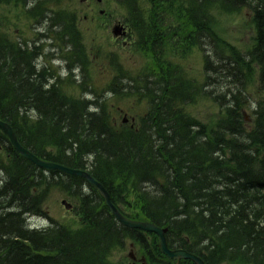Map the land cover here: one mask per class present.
<instances>
[{
	"label": "trees",
	"instance_id": "obj_1",
	"mask_svg": "<svg viewBox=\"0 0 264 264\" xmlns=\"http://www.w3.org/2000/svg\"><path fill=\"white\" fill-rule=\"evenodd\" d=\"M118 3L125 10L124 23L135 34V47L147 58V69L138 74L140 82L133 88L137 99L145 97L148 108L135 126L115 124L102 102L74 100L61 92L57 81L48 86L45 67L35 68V49H23L2 33L0 119L38 157L88 169L127 217L167 227L170 248L193 252L206 264H264V99L246 129L238 94L228 90L206 95L221 102L223 112L214 123L204 124L185 110L198 88L175 71L171 60L188 53L202 37L220 49L221 67L238 72L242 81L249 80V68L257 64L264 90V0ZM36 8L37 3L31 9ZM213 8L252 12L255 44L247 56L217 36ZM172 14L177 26L167 22ZM58 15L44 19L54 26L58 17L56 33L67 35L76 46L81 41L76 16ZM172 33L188 41L175 43ZM204 57L207 71L210 55ZM74 58L84 65L82 51ZM153 63L164 67L156 78L148 71ZM0 145L8 156L6 162V155L0 157V264H112L113 250L127 240L138 245L146 264H175L162 254L154 234L121 225L84 179L29 163L2 131ZM52 191L77 201V223L52 218L45 228H30L27 216H45L43 203Z\"/></svg>",
	"mask_w": 264,
	"mask_h": 264
},
{
	"label": "rangeland",
	"instance_id": "obj_2",
	"mask_svg": "<svg viewBox=\"0 0 264 264\" xmlns=\"http://www.w3.org/2000/svg\"><path fill=\"white\" fill-rule=\"evenodd\" d=\"M32 1L23 0V3L19 4V0H0V33L13 43L21 45L23 49L27 46L35 49V52H41L34 61L35 68L39 70L45 67L49 77H56L64 94L74 100L101 101L111 120L118 124L125 118L128 119V125L136 122L140 115L145 113L148 104L145 97L141 101L135 100L138 93L133 85L140 82L141 77H138V74L143 71V67L147 69V58L125 47L128 45L114 36L113 27L118 23L123 25L120 7L116 5L115 0H37L36 10L31 9ZM212 11L216 23L213 28L217 36L235 46L237 51L248 49L255 32L250 11L241 9L228 14L221 13L216 8ZM59 12L77 13L75 16L79 22L77 27L81 33V41L76 46L69 43L70 37L67 39V35L61 36L55 32L60 30L58 17L55 19V24L58 25L55 26H51L49 21H43L49 14L57 16ZM158 14L164 15V12L159 11ZM173 14L167 16V22L177 26L178 21L172 17ZM50 31L54 33L51 34ZM53 35L60 37L57 42ZM170 37L178 44L180 40H185L178 33H172ZM40 42L41 44L34 48V45ZM65 43L72 48L68 50L64 46ZM207 45L208 47L200 46L203 51L194 47L188 53L177 54L171 59L178 67L175 71L180 73L185 81L192 82L198 88L195 99L186 104L185 110L202 123H211L221 115V102L218 103L214 98L211 100L206 95L219 96L228 90L234 93L238 85H233L230 81L240 79L238 72L232 74L221 67L220 50L209 51L211 48ZM220 48L223 49V45ZM78 51L87 55L84 65L74 58V53ZM205 55H210V66L206 72ZM223 57L228 58L224 54ZM162 64L170 66L163 61ZM149 67L151 68H148V71L156 75H160L164 69L156 64ZM50 82L48 79L47 85ZM248 82L244 93L250 100L246 107V114L250 115L253 103L263 99V93L258 89L257 74L253 73ZM88 107L93 109L90 103ZM29 117L35 118L32 113H29ZM249 124L245 122V126H250ZM4 160H8L7 155ZM0 174L3 175V172ZM45 175L50 177L47 172ZM75 202L77 201L68 198L63 192L52 191L43 203L44 208L48 210L43 216L44 219L31 218L30 223L42 226L54 218L59 223L72 225L77 220L74 213ZM142 256L138 245L132 240H127L123 246L113 250L110 260L112 264H141Z\"/></svg>",
	"mask_w": 264,
	"mask_h": 264
},
{
	"label": "water",
	"instance_id": "obj_3",
	"mask_svg": "<svg viewBox=\"0 0 264 264\" xmlns=\"http://www.w3.org/2000/svg\"><path fill=\"white\" fill-rule=\"evenodd\" d=\"M0 128L8 136L12 146L19 152V154L25 159L29 160L34 165H36L37 167L45 170H58L68 175H73L85 179V181L88 184L94 186L98 193L103 197L104 204L109 208L110 213L115 216L116 220L120 224L128 228L139 229L145 232L154 233L158 237V247L160 248L162 253L166 255L169 259H173L176 261H179L181 259H187L191 260L194 264H205L203 258L195 253L189 252L185 249L169 248L165 238V232L167 231V228H163L153 222L133 220L124 216L111 202L110 196L104 186L98 180H96L95 177H93L88 171L79 168L68 167L53 161L40 159L33 153H31L29 150H27L19 142L16 133L9 124L0 120Z\"/></svg>",
	"mask_w": 264,
	"mask_h": 264
},
{
	"label": "bare ground",
	"instance_id": "obj_4",
	"mask_svg": "<svg viewBox=\"0 0 264 264\" xmlns=\"http://www.w3.org/2000/svg\"><path fill=\"white\" fill-rule=\"evenodd\" d=\"M1 121H4V120H2V119H0ZM4 122H6V121H4ZM7 124H9L8 122H6ZM10 125V124H9ZM11 126V125H10ZM11 128H12V126H11ZM13 129V128H12ZM14 130V129H13ZM0 131H2L3 133H4V131L0 128ZM15 132V131H14ZM5 134V133H4ZM6 135V134H5ZM6 137H7V139H8V141H9V144L11 145V147L18 153V155L20 156V157H22L20 154H19V152L12 146V144H11V142H10V140H9V138H8V136L6 135ZM24 146V145H23ZM25 147V146H24ZM27 150H29L27 147H25ZM30 151V150H29ZM31 153H33L32 151H30ZM34 154V153H33ZM6 155V151L2 148V146L0 145V157H4ZM35 155V154H34ZM35 156H37V155H35ZM38 157V156H37ZM23 159H25L24 157H22ZM38 158H40V157H38ZM40 159H43V158H40ZM26 161H28L29 163H31L29 160H27V159H25ZM43 160H46V159H43ZM49 161V160H48ZM31 164H33V163H31ZM87 185H88V183L87 182H85ZM26 221H27V224H28V226H29V220L26 218Z\"/></svg>",
	"mask_w": 264,
	"mask_h": 264
}]
</instances>
